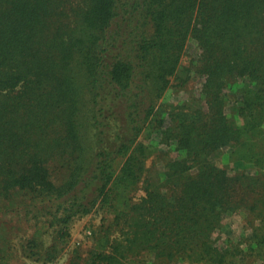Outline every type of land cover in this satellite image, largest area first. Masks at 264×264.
<instances>
[{"label": "trees", "instance_id": "trees-1", "mask_svg": "<svg viewBox=\"0 0 264 264\" xmlns=\"http://www.w3.org/2000/svg\"><path fill=\"white\" fill-rule=\"evenodd\" d=\"M168 89L190 90L159 113ZM93 215L84 264L264 247V0H0V229L17 236L0 264L53 262Z\"/></svg>", "mask_w": 264, "mask_h": 264}, {"label": "rangeland", "instance_id": "rangeland-1", "mask_svg": "<svg viewBox=\"0 0 264 264\" xmlns=\"http://www.w3.org/2000/svg\"><path fill=\"white\" fill-rule=\"evenodd\" d=\"M187 53L188 55H183L182 57V63L187 64L190 58V54H194L195 52V47L193 45V43L188 42L187 45ZM194 88L197 89V84H195V80H194ZM189 90L190 89H184L180 92H178L177 90H173V89H168L166 91L165 94H163L161 96V98H159V102L161 105V107H159L158 111L160 113V111L164 110V108L168 109L169 104L174 103V102H178V100H183L184 98L188 97L189 95ZM195 90V89H194ZM197 91V90H196ZM231 105H227L226 106V113L230 114L231 113ZM163 113V112H162ZM88 144H90V142L88 141ZM159 148H163L162 146H159ZM172 154L175 155V152L172 151ZM153 156H151V160L153 159V164L154 165H158L161 163L160 158L161 156H159L158 152H155V154H152ZM214 159L218 160V161H227V157H226V151H221L219 154L214 156ZM4 220L2 217L0 218V224L1 221ZM225 224L226 227L229 230V234L231 235V237H233L234 239H236V241L238 240V236L240 235V231H241V216L237 215V216H232V217H227L225 219ZM17 224V222H15ZM98 223V217L96 215L93 216H86L82 219H79L77 221H75L72 226H71V236H70V240L69 243L67 245V247L65 248V250L61 253V255L54 260L51 263L48 264H84L85 260L89 254V251L92 250L94 244H96V241L94 242L92 236H91V232L94 230V228L97 226ZM11 224L13 225V223H8L6 224L9 228H11ZM12 234H7L5 232V230L0 229V236L6 235L7 237H9L10 239V244H12L14 246V243L16 242L17 236H14V234H16V229L15 228H11ZM244 231V230H243ZM246 235L248 234V231H246ZM242 242V243H241ZM238 243L240 244V247L244 248L246 250L247 255L245 257V261H238V259L236 258L235 261L237 262L236 264H264V247L260 246L258 248H256V250H250L249 248L245 247V243L246 241H239ZM0 244H3V240L0 237ZM3 245H9L8 243L3 244ZM11 254L13 253V251H10ZM260 255V256H259ZM15 258V256H14ZM16 261L13 264H42L41 262H34L32 260L29 259H25V258H15Z\"/></svg>", "mask_w": 264, "mask_h": 264}]
</instances>
